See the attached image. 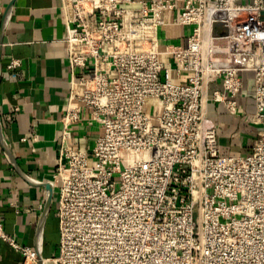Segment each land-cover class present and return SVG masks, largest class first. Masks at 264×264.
Segmentation results:
<instances>
[{"label": "built area", "instance_id": "1", "mask_svg": "<svg viewBox=\"0 0 264 264\" xmlns=\"http://www.w3.org/2000/svg\"><path fill=\"white\" fill-rule=\"evenodd\" d=\"M60 6L57 252L39 258L1 217L0 239L22 264H264V0ZM248 91L250 113L239 104ZM211 104L258 126L248 153H221ZM83 120L99 131L81 151L66 141Z\"/></svg>", "mask_w": 264, "mask_h": 264}, {"label": "crops", "instance_id": "2", "mask_svg": "<svg viewBox=\"0 0 264 264\" xmlns=\"http://www.w3.org/2000/svg\"><path fill=\"white\" fill-rule=\"evenodd\" d=\"M60 5L61 0H0V217L5 233L39 258L55 256L59 236L55 175L60 118L69 93ZM13 59L20 64L9 70ZM239 104L252 112L251 92ZM209 116L219 125L222 154L250 151L258 126L233 117L221 105L211 104ZM70 127L67 145L89 150L98 123L83 120ZM0 264H22V255L2 239Z\"/></svg>", "mask_w": 264, "mask_h": 264}, {"label": "bare ground", "instance_id": "3", "mask_svg": "<svg viewBox=\"0 0 264 264\" xmlns=\"http://www.w3.org/2000/svg\"><path fill=\"white\" fill-rule=\"evenodd\" d=\"M45 264H51V263H48V262H47V263H45Z\"/></svg>", "mask_w": 264, "mask_h": 264}]
</instances>
